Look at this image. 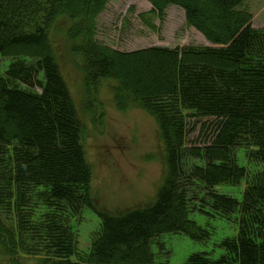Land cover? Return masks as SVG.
Here are the masks:
<instances>
[{"label":"trees","instance_id":"trees-1","mask_svg":"<svg viewBox=\"0 0 264 264\" xmlns=\"http://www.w3.org/2000/svg\"><path fill=\"white\" fill-rule=\"evenodd\" d=\"M110 1L0 0V58L9 61L0 75V240L9 264H155L152 244L162 249L165 234L212 238L190 218L197 211L233 222L237 233L216 244L218 255L197 252L184 264H264V29L236 11L241 0H214L216 17L236 19L218 33L201 26L196 0H148L153 17L182 8L213 46L122 52L97 39L93 17ZM61 13L87 79L118 83L158 124L165 174L145 207L115 214L93 204L83 123L51 37ZM225 186L241 198L222 193ZM87 208L100 221L82 251L74 228Z\"/></svg>","mask_w":264,"mask_h":264},{"label":"rangeland","instance_id":"rangeland-1","mask_svg":"<svg viewBox=\"0 0 264 264\" xmlns=\"http://www.w3.org/2000/svg\"><path fill=\"white\" fill-rule=\"evenodd\" d=\"M81 1L75 0V3ZM196 1L204 11V22L201 23L204 29L218 33V27H230L236 20L235 17L228 19L230 17L224 11L216 17L214 0ZM155 2L159 7L163 6L162 0ZM83 9L85 7H80L78 13ZM152 9L148 0H111L104 3L93 17V21H98L97 39L114 50L128 53L151 47L213 46L200 31L188 25L182 8L169 6L164 19L150 16ZM236 11L250 16L254 29H264V0H241ZM143 13L146 16L144 20L154 24V31L140 21ZM66 18L67 14L61 13L56 23H50V28H53L51 37L62 74L83 123L82 144L93 172V204L97 211L115 214L145 207L155 200L165 174L164 145L158 124L149 112L131 99L128 92L117 90L118 83L103 80L94 85L87 79L84 57L71 52V45L78 41L70 44L68 37L64 36L68 25ZM8 65L9 61L0 58V75L5 74ZM197 131L200 132V127ZM197 136L196 133L190 140ZM241 164H244L242 159ZM219 190L241 198L238 188L225 186ZM190 218L211 229L212 238L207 243H199L184 234H165L160 238L162 249L156 243L152 244L155 264H184L191 254L197 252L215 250L218 255L216 244L237 233L233 222L218 216L197 211L191 213ZM99 221V215L87 208L83 221L75 223L80 250H89ZM9 258L8 246L0 240V264H9ZM23 262L38 264L36 258L28 262L24 258Z\"/></svg>","mask_w":264,"mask_h":264}]
</instances>
